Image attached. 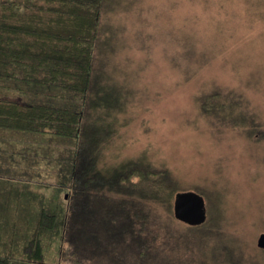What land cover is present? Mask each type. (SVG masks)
<instances>
[{"label": "rangeland", "instance_id": "374dc122", "mask_svg": "<svg viewBox=\"0 0 264 264\" xmlns=\"http://www.w3.org/2000/svg\"><path fill=\"white\" fill-rule=\"evenodd\" d=\"M104 8L102 22L110 35L106 41L116 46L110 61L123 72L127 69L132 79L126 108L120 114L124 124L107 153L124 158L146 150L155 165L166 166L176 176L178 189H195L204 202L213 199L209 183L222 184L220 228L223 236L239 246L235 262L264 264V247L256 245L264 233V123L254 137L245 128L220 123L218 115L209 112L212 119L198 103L203 97L206 105L216 100L223 104L228 98L223 94L232 93V98H240V105L264 120V35L254 40L244 37L264 27V0H105ZM186 46L217 51L199 68ZM18 85L28 94L17 93V87L2 91L18 101L74 103L69 90ZM212 86L220 94L204 95ZM39 138L38 145H32V152L40 155L39 174L33 172L31 186L17 190L55 213V223L51 229L36 232L35 217L11 224L2 214L0 254L8 256L10 264H34L23 259V246L33 237L42 247L40 264H66L63 231L70 160L77 141L58 135Z\"/></svg>", "mask_w": 264, "mask_h": 264}, {"label": "trees", "instance_id": "16d2710c", "mask_svg": "<svg viewBox=\"0 0 264 264\" xmlns=\"http://www.w3.org/2000/svg\"><path fill=\"white\" fill-rule=\"evenodd\" d=\"M104 6L105 0H0V128L77 141L70 160L63 259L66 264H246L235 262L239 246L221 234L222 184L209 183L213 199L205 202L206 217L189 225L174 217L173 201L178 192L195 189H178L176 176L155 165L146 150L124 158L107 153L124 124L120 114L132 79L110 61L116 46L106 41ZM257 32H246L245 40L264 35V27ZM199 48L186 46V52L200 68L217 49ZM20 82L69 90L74 103L6 97L2 90L12 87L28 94ZM218 94L213 86L204 92ZM231 94H223L228 97L223 104L206 105L203 97L198 103L220 123L261 131L264 120ZM55 218L42 207L36 232L53 228ZM41 257L40 240L30 238L23 259L40 264ZM0 264H10V258L0 254Z\"/></svg>", "mask_w": 264, "mask_h": 264}, {"label": "crops", "instance_id": "0c3cea01", "mask_svg": "<svg viewBox=\"0 0 264 264\" xmlns=\"http://www.w3.org/2000/svg\"><path fill=\"white\" fill-rule=\"evenodd\" d=\"M53 136L0 128V217L3 214L11 224H23L34 217L38 219L44 204L17 189L27 184L31 186L32 173L39 174L40 155L36 150L32 152V145H38L35 142L40 140L39 137L51 139Z\"/></svg>", "mask_w": 264, "mask_h": 264}, {"label": "water", "instance_id": "95a60500", "mask_svg": "<svg viewBox=\"0 0 264 264\" xmlns=\"http://www.w3.org/2000/svg\"><path fill=\"white\" fill-rule=\"evenodd\" d=\"M172 211L174 217L182 222L200 224L206 217L204 198L194 190L180 191L174 198ZM256 245L264 247V233L259 234Z\"/></svg>", "mask_w": 264, "mask_h": 264}]
</instances>
